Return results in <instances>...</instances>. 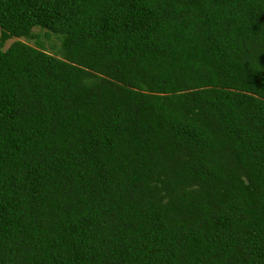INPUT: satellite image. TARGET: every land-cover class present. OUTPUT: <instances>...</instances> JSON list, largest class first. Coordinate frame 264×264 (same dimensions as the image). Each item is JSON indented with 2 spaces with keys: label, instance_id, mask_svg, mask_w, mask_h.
Returning <instances> with one entry per match:
<instances>
[{
  "label": "trees",
  "instance_id": "16d2710c",
  "mask_svg": "<svg viewBox=\"0 0 264 264\" xmlns=\"http://www.w3.org/2000/svg\"><path fill=\"white\" fill-rule=\"evenodd\" d=\"M0 28V264H264V0H0Z\"/></svg>",
  "mask_w": 264,
  "mask_h": 264
},
{
  "label": "rangeland",
  "instance_id": "374dc122",
  "mask_svg": "<svg viewBox=\"0 0 264 264\" xmlns=\"http://www.w3.org/2000/svg\"><path fill=\"white\" fill-rule=\"evenodd\" d=\"M36 31H38V30H36ZM0 37H1V28H0ZM45 38H46V37L42 36V40L46 42L47 40H46ZM15 40H17V38H13V39L9 40V41L7 42V44H6V48L9 47V46H10ZM30 43H31V44H35L34 41H30ZM46 45H48V42H47Z\"/></svg>",
  "mask_w": 264,
  "mask_h": 264
}]
</instances>
